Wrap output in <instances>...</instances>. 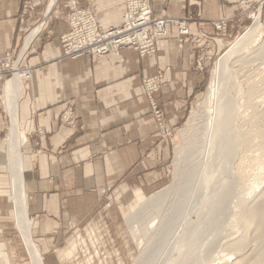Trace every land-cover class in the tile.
<instances>
[{"label":"crops","instance_id":"1","mask_svg":"<svg viewBox=\"0 0 264 264\" xmlns=\"http://www.w3.org/2000/svg\"><path fill=\"white\" fill-rule=\"evenodd\" d=\"M67 1L31 0L21 18L22 0H0V55L21 48L34 27L23 46V62L33 73L24 82L19 114L27 137L23 152L33 238L46 264H61L53 251L78 208H93L127 191L153 192L165 184L173 139L158 125L143 79L162 72L155 98L164 125L174 131L199 96L208 53L219 48V39L232 38L241 15L238 0H153L158 17H191L187 40L180 42L179 28L170 26L153 54L140 56L125 47L118 55L64 58L60 36L68 28L67 16L54 14ZM78 2L94 12L102 29L122 23L125 0ZM220 19H229L228 30L217 37L212 22ZM70 107L77 117L76 127L61 121ZM9 122L3 108L0 194L7 192L1 153Z\"/></svg>","mask_w":264,"mask_h":264},{"label":"bare ground","instance_id":"2","mask_svg":"<svg viewBox=\"0 0 264 264\" xmlns=\"http://www.w3.org/2000/svg\"><path fill=\"white\" fill-rule=\"evenodd\" d=\"M259 19L246 27L221 52L215 63L204 100L199 102L208 113L205 138L201 141V134H196L190 143L175 147L174 166L176 173L182 172L180 181L175 180L149 196L136 192L138 209L132 208L133 213L127 222L140 248L144 239L138 228L141 226L146 230V220L153 226L156 215L168 204L163 222L141 248L136 264H211L206 258L213 250L217 251L213 264H264V187L260 188L264 177L256 174L254 180L252 176L256 190L260 188L259 192L255 190L248 196L238 197L233 204L231 183L232 174L238 176L241 171L232 173V151L240 146L251 151L264 140V106L260 108L258 105V98L263 93L253 83L247 90H242L245 92L240 88L242 71L253 62L248 50L260 36ZM220 46L222 48L223 45ZM255 52L254 57L264 59V42ZM26 80L28 78L15 72L2 87V104L10 120L5 137L10 173L8 197L13 208L14 226L29 254L30 264H46L33 239V219L25 177L27 162L23 145L27 137L19 105L26 91ZM241 95L246 97L245 100ZM244 106L247 112V108L251 110V114L243 116L248 128L239 131L235 123ZM257 162L260 166V161ZM242 171L246 176L248 166L244 165ZM174 187L177 188L173 191ZM151 211L154 212L149 213ZM232 227L236 230L232 231ZM0 247H3L1 243ZM1 255L3 264H9L8 256Z\"/></svg>","mask_w":264,"mask_h":264},{"label":"rangeland","instance_id":"3","mask_svg":"<svg viewBox=\"0 0 264 264\" xmlns=\"http://www.w3.org/2000/svg\"><path fill=\"white\" fill-rule=\"evenodd\" d=\"M237 4H239L241 7V15L236 23L237 25L235 24V28H232L235 31H232V38L229 41H221L219 39V48L216 46L214 49H211L210 53H208V63L207 66L204 68L205 78L198 88L199 96L190 104L183 122L177 128H175L174 131L171 130V134L169 136H172L173 139V153L168 162L167 180L161 188L173 183L175 180L180 181L179 177H181L182 172L176 173V169L174 166L175 147L181 146L182 144L184 145L190 143L196 134H201L199 136V139H201V141L205 138V122L208 117V113L206 108L201 107L199 105V102L204 100L212 70L215 66L216 61L219 59L221 52L226 47H228L230 43L246 29V27L253 24V22H255L256 18L258 17H260L259 20L261 23L260 36L258 40L253 43L248 50L249 53H251L250 57H253L252 59H250V61L253 60V62L251 61L250 63L249 61L250 64H247L248 68L246 67L243 69L241 78L243 82H240V88L241 91L247 90L248 88H250L251 85L256 84L257 87L260 89V92L263 93L261 95L262 97L258 98V105L260 106V108L264 106V59L258 56V58L256 56L254 57L256 53L255 51H257L259 47H261V44L264 42V0H238ZM56 11L57 12H55L54 15H60L63 13L67 16L68 14V8H66L65 5L63 6L59 4ZM219 36H221V34H218L217 37ZM221 44L223 45L222 48L220 46ZM209 48L207 50H209ZM3 85L4 83L0 87V98L2 94ZM243 94L244 96H246V93ZM241 96L243 97V100H245V98L247 97H244L243 95ZM67 109L65 111H67ZM245 109L246 107L244 106V109L240 111L235 123L239 131H243L248 128V125L244 121L243 116L246 114H251V110L247 108V110H249L247 112ZM2 110L3 108L0 109V111ZM65 111L62 113L61 116V121L64 124H66L64 122ZM76 126L77 123L75 126L72 127ZM261 143V147L259 145L251 150L252 153L250 150H246L244 146H240V148H236L234 151H232V173H238L239 170H241L238 176L232 174V204L236 198L248 196L251 192L256 190L254 185V175L260 174L264 177V149H262L264 148V140H262ZM1 156L3 159L2 161L5 169V174L7 176V192L0 194V243L3 245V247H0V251L1 253H4L8 256L9 264H30L31 260L29 254L25 250V246L23 244L21 236L14 226L15 221L13 215V208L9 198L10 173L7 167L8 163L6 159L7 157L5 141L4 149L1 153ZM246 156L247 158H245ZM248 156L250 158H248ZM255 157L257 161H260V166L257 164L258 162L256 161ZM253 162L256 163L255 167H257V169L254 167ZM243 164L248 166L249 173L247 172L246 176V173H241L243 172L242 168H244ZM251 170H257V172ZM262 187H264V184L261 185L260 188ZM176 188L177 187H174L173 191L176 190ZM260 188L258 189L260 190ZM258 189L256 190V193L259 192ZM153 192L143 193L145 196H149ZM135 194L136 192L127 191L125 194L121 195L117 199L112 197H109V199L105 198L106 200L103 201L102 204H98L93 208L86 205L82 210L78 208L76 216H73L69 218V220H67V234L62 240V242L54 248V256H56L58 259L60 258L61 264H136V260L140 256L142 250L141 248L145 247L147 241L151 239V237L156 232L158 226L163 222L168 204L159 215H156V221L154 222L153 226H151L148 223V220H146V230H144L141 226L138 228L140 230L139 234L144 239L143 245L140 248L134 240V237L127 222V220L133 213L132 208L135 206V208L138 209V205L136 206L137 199H135ZM153 212L154 211H151L149 213ZM233 230L236 229L232 227V231ZM72 246L73 248L71 249ZM67 252H70V254L66 255ZM216 253L217 251L213 250L210 257L208 259L206 258L207 263H214L213 261L216 259ZM42 256L44 258V262L46 263L45 256L43 255V253Z\"/></svg>","mask_w":264,"mask_h":264},{"label":"built area","instance_id":"4","mask_svg":"<svg viewBox=\"0 0 264 264\" xmlns=\"http://www.w3.org/2000/svg\"><path fill=\"white\" fill-rule=\"evenodd\" d=\"M30 3L31 0H22L21 18L27 13ZM65 7L68 8V28L60 36L62 57L64 58H76L82 55L103 56L108 53L119 54L125 47H132L140 56H146L157 51L159 41L168 35L170 26L179 28V33L183 36L180 42L187 40L186 36L189 34L188 22L191 17L185 19L158 17L153 11V0H125L122 23L119 26H109L106 29L100 27L94 12L88 7L81 6L78 0H68ZM212 24L218 34H226L229 19L214 20ZM25 38L21 48L16 52L13 50L0 55V87L15 72H19L21 77L30 80L33 69L23 63ZM197 44L201 45L200 42ZM162 77L163 74L159 71L153 76L144 78L143 88L151 111L162 128V132L165 135H170L171 130L164 125V113L155 98V94L161 88ZM2 108L4 107L0 98V109ZM64 115L66 124L76 125L77 117L71 107L65 111ZM1 257L0 253V264H3Z\"/></svg>","mask_w":264,"mask_h":264}]
</instances>
